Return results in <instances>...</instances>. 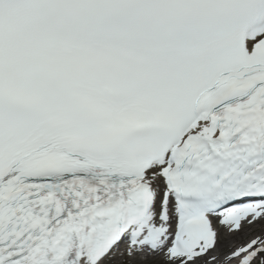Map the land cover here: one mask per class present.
I'll return each mask as SVG.
<instances>
[{"label":"snow or ice","instance_id":"1","mask_svg":"<svg viewBox=\"0 0 264 264\" xmlns=\"http://www.w3.org/2000/svg\"><path fill=\"white\" fill-rule=\"evenodd\" d=\"M148 262L264 264V0H0V264Z\"/></svg>","mask_w":264,"mask_h":264},{"label":"bare ground","instance_id":"2","mask_svg":"<svg viewBox=\"0 0 264 264\" xmlns=\"http://www.w3.org/2000/svg\"><path fill=\"white\" fill-rule=\"evenodd\" d=\"M158 260L162 261V258L161 259L159 258ZM148 264H151V262H148Z\"/></svg>","mask_w":264,"mask_h":264}]
</instances>
